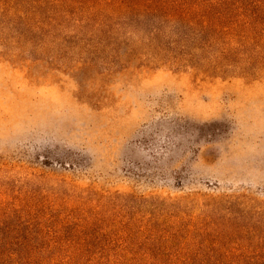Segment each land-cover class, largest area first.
Segmentation results:
<instances>
[{"label": "rangeland", "instance_id": "1", "mask_svg": "<svg viewBox=\"0 0 264 264\" xmlns=\"http://www.w3.org/2000/svg\"><path fill=\"white\" fill-rule=\"evenodd\" d=\"M158 1L264 14V0H0V239L13 249L94 264L264 256V72L214 79L141 57L127 14ZM99 27L108 46L88 51Z\"/></svg>", "mask_w": 264, "mask_h": 264}, {"label": "trees", "instance_id": "2", "mask_svg": "<svg viewBox=\"0 0 264 264\" xmlns=\"http://www.w3.org/2000/svg\"><path fill=\"white\" fill-rule=\"evenodd\" d=\"M153 4L167 9L127 14V28L142 37V50L145 53L142 51L141 57L170 65L175 70L193 69L214 79H228L238 75L254 77L264 72V14L202 9L215 6L206 3L158 1ZM169 7L190 9L172 10ZM198 7L199 10L193 9ZM49 20L54 21V17ZM105 25L108 26L107 23ZM45 27L52 29L50 23ZM105 28H97L99 35H89L86 40L88 51L95 45L98 47L95 51L108 46L105 38L109 32ZM45 33L48 34V31ZM96 38L98 41L93 40ZM127 48L131 50L130 46ZM87 55L85 68L105 63L104 51L97 54L88 52ZM78 72H82V68ZM30 244L26 243L28 248L17 250L13 248L19 246L18 243L0 239V264L95 263V258L88 255L37 251L32 248L35 245ZM206 257L205 264H220L223 262L221 260L233 256L213 254ZM229 264H264V256L258 253L252 256L241 254L234 256Z\"/></svg>", "mask_w": 264, "mask_h": 264}]
</instances>
